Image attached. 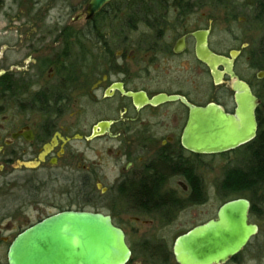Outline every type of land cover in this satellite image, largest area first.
<instances>
[{
    "label": "flooded vegetation",
    "instance_id": "flooded-vegetation-1",
    "mask_svg": "<svg viewBox=\"0 0 264 264\" xmlns=\"http://www.w3.org/2000/svg\"><path fill=\"white\" fill-rule=\"evenodd\" d=\"M219 2L149 0L139 15L137 0H110L73 30L78 13L59 29L42 0H0V261L20 233L60 212L101 213L122 231L192 212L182 235L234 202L232 222L256 231L217 264H264V87L236 73L246 46L220 51L212 20L191 22L200 5ZM198 44L224 57L238 51L233 72L258 101L254 137L221 153L182 142L191 108H235L229 75L217 66L216 83ZM224 155L218 175L211 169Z\"/></svg>",
    "mask_w": 264,
    "mask_h": 264
},
{
    "label": "water",
    "instance_id": "water-1",
    "mask_svg": "<svg viewBox=\"0 0 264 264\" xmlns=\"http://www.w3.org/2000/svg\"><path fill=\"white\" fill-rule=\"evenodd\" d=\"M110 0H89L83 13L91 18ZM198 58L206 63L216 83L221 65L229 75L234 92L232 113L209 104L191 108L184 130L183 144L193 151L221 153L250 141L257 130L255 109L258 105L250 87L233 72L238 51L229 57L214 55L204 45L197 46ZM264 72H258L262 78ZM221 207V219L196 227L175 238L172 256L176 264H217L242 246L256 229L232 222V207ZM236 215V214H235ZM131 257L124 232L109 216L88 211L60 212L20 233L10 245L8 264H127Z\"/></svg>",
    "mask_w": 264,
    "mask_h": 264
},
{
    "label": "rangeland",
    "instance_id": "rangeland-1",
    "mask_svg": "<svg viewBox=\"0 0 264 264\" xmlns=\"http://www.w3.org/2000/svg\"><path fill=\"white\" fill-rule=\"evenodd\" d=\"M88 0H42L43 14H46L47 22L50 23V16L58 15L61 26L71 24V17L75 16ZM258 5L254 0H224L211 5H200L192 14V24L205 25L212 20L211 43L220 51L226 53L231 50L242 51L236 64V73L239 77L248 80L254 87H264V76L257 78L258 72H264V17H257ZM45 22V20L43 19ZM84 19L71 25L73 30H81L84 27ZM143 26L140 30H145ZM96 54V52H95ZM203 91L209 94V86L202 82ZM220 97V88L215 89ZM223 103L224 99L220 98ZM231 108V106L226 105ZM216 169H211L220 175L226 168L227 156H218L215 160ZM210 172V166H209ZM213 175V174H212ZM211 175H209V178ZM77 185V184H76ZM75 207L82 206V198L75 189ZM91 207V206H90ZM85 206L86 209L90 208ZM133 214L124 215L128 220ZM192 212L187 218L176 213L168 221L162 222L153 217V223L143 227L134 225H123L125 240L131 250V257L127 264H176L172 256V245L177 236L192 226ZM152 219V218H148ZM154 246L162 249L161 254H154ZM0 264H4L1 259Z\"/></svg>",
    "mask_w": 264,
    "mask_h": 264
},
{
    "label": "trees",
    "instance_id": "trees-1",
    "mask_svg": "<svg viewBox=\"0 0 264 264\" xmlns=\"http://www.w3.org/2000/svg\"><path fill=\"white\" fill-rule=\"evenodd\" d=\"M218 1H224V0H218ZM255 3H257L258 5V9H259V13L257 15L258 18H260V22H263V20L261 19L262 17H264V0H254ZM137 4H138V14L139 15H146L147 14V9L149 7V0H137ZM259 130H264V126L261 124L259 125ZM161 247L159 246H154V254H161L162 252ZM163 255V253H162Z\"/></svg>",
    "mask_w": 264,
    "mask_h": 264
}]
</instances>
